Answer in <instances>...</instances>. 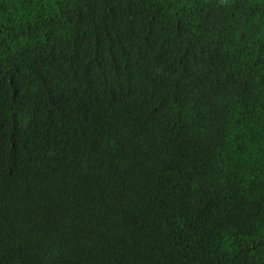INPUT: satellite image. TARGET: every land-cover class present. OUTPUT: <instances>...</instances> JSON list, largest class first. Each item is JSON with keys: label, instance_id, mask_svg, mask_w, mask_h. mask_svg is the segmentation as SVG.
Segmentation results:
<instances>
[{"label": "trees", "instance_id": "16d2710c", "mask_svg": "<svg viewBox=\"0 0 264 264\" xmlns=\"http://www.w3.org/2000/svg\"><path fill=\"white\" fill-rule=\"evenodd\" d=\"M0 264H264V0H0Z\"/></svg>", "mask_w": 264, "mask_h": 264}]
</instances>
